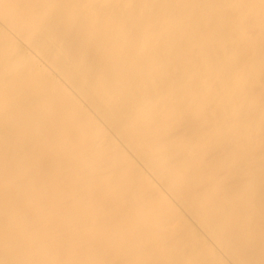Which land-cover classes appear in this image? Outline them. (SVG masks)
<instances>
[{
	"label": "bare ground",
	"instance_id": "6f19581e",
	"mask_svg": "<svg viewBox=\"0 0 264 264\" xmlns=\"http://www.w3.org/2000/svg\"><path fill=\"white\" fill-rule=\"evenodd\" d=\"M0 264H264V0H0Z\"/></svg>",
	"mask_w": 264,
	"mask_h": 264
}]
</instances>
